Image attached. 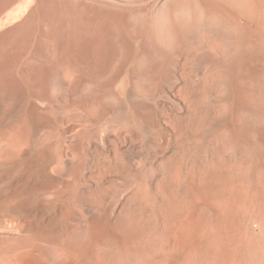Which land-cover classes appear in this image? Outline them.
<instances>
[{
	"label": "rangeland",
	"instance_id": "obj_1",
	"mask_svg": "<svg viewBox=\"0 0 264 264\" xmlns=\"http://www.w3.org/2000/svg\"><path fill=\"white\" fill-rule=\"evenodd\" d=\"M263 160L264 0H0V264H184Z\"/></svg>",
	"mask_w": 264,
	"mask_h": 264
},
{
	"label": "bare ground",
	"instance_id": "obj_2",
	"mask_svg": "<svg viewBox=\"0 0 264 264\" xmlns=\"http://www.w3.org/2000/svg\"><path fill=\"white\" fill-rule=\"evenodd\" d=\"M255 196L253 198H255ZM246 198H248L247 204L242 202L244 205L243 207L242 206L241 207L242 209H245L244 211L249 216V222L247 224H243L244 220L242 223V221L239 218H238L239 220L237 219V221L236 218L235 219L232 218L233 215L231 212L235 207L238 208L237 207L238 201H233L234 203L231 206H229L230 205L229 201L228 204L226 203L222 206H219V204L215 205L216 207L218 206L219 213L225 219V221H227L226 223H221L216 219V221L218 222L217 223L215 222V225H212L208 222L207 219L205 220V218L203 217L200 216L194 217L193 214L192 216L188 217L190 215L189 214L187 216L188 218L184 220L187 226H189V232L185 236L183 235V237L178 235V233L175 231L176 229H178L180 222L178 221V223L174 224L173 233L170 235V243L173 248H178L181 249V251H183L184 264H198V263L200 264H264V203L261 209L262 212L259 214V219H258L259 220L258 227L260 228V232L254 231L255 229L252 231L250 230L251 227L250 222L252 221V219H254L253 218L254 215H252V212L255 205L253 204V198L251 199L249 195ZM230 200L232 201L233 199ZM239 204L241 205L240 200H239ZM200 213H198V215H200ZM254 221L255 220H253V222ZM256 223H258V221ZM238 225L240 230L242 227L241 225L244 226V229H242L243 230L242 233L237 228ZM187 226L183 225V227H187ZM183 233L185 232L183 231ZM225 239L229 240L228 244L222 243ZM180 252L178 254H180ZM245 253H247L248 259L244 258Z\"/></svg>",
	"mask_w": 264,
	"mask_h": 264
}]
</instances>
